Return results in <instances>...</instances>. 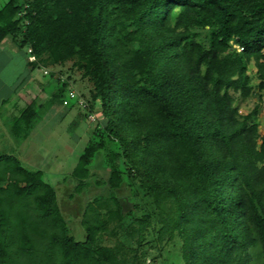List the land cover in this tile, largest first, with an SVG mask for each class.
Segmentation results:
<instances>
[{"label":"trees","instance_id":"1","mask_svg":"<svg viewBox=\"0 0 264 264\" xmlns=\"http://www.w3.org/2000/svg\"><path fill=\"white\" fill-rule=\"evenodd\" d=\"M5 38L92 86L84 102L58 80L9 118L15 139L57 102L100 116L60 182L78 216L42 170L0 153V264H144L164 243L180 244L167 264H252L254 245L264 264L260 104H235L262 100L264 0H6Z\"/></svg>","mask_w":264,"mask_h":264},{"label":"rangeland","instance_id":"2","mask_svg":"<svg viewBox=\"0 0 264 264\" xmlns=\"http://www.w3.org/2000/svg\"><path fill=\"white\" fill-rule=\"evenodd\" d=\"M4 1L0 0V7ZM28 61L26 47H19L11 38L0 42V153L17 156L29 169L42 170L47 182L60 191L62 211L78 216L81 211L80 199H68L65 189L70 191L71 188H65L60 182L74 168L90 135L89 123L93 122L96 115L88 116L87 120L78 116L81 119L75 120L78 108H69L57 102L46 108L29 136L22 141L11 134L9 118L17 116L32 99L46 102L49 93L58 86V80L66 81V90L74 92L84 102L90 98L92 86L87 78H82L80 71L72 67L70 60L63 64L46 65L40 62L35 67H31ZM255 70L251 63L248 73L254 87L258 82L254 76ZM261 97L262 100H258L255 92L248 98L238 99L235 104L246 113L259 102L257 121L259 131L264 133V91ZM103 238L105 245L114 244L111 236L104 235ZM163 247L165 252L160 255L156 248L149 249L144 264H167L177 259L175 253L180 244L176 249L170 243H164ZM250 251L253 255L252 264H259L261 257L258 246H252Z\"/></svg>","mask_w":264,"mask_h":264},{"label":"built area","instance_id":"3","mask_svg":"<svg viewBox=\"0 0 264 264\" xmlns=\"http://www.w3.org/2000/svg\"><path fill=\"white\" fill-rule=\"evenodd\" d=\"M236 47L238 49H241V47H239L238 45H236ZM26 51H27V54H28V60L31 61V62L36 61V56L33 53H31L30 48H27ZM69 94H70V96L75 95V93L72 92V91H70ZM63 104H65V101L63 102Z\"/></svg>","mask_w":264,"mask_h":264},{"label":"crops","instance_id":"4","mask_svg":"<svg viewBox=\"0 0 264 264\" xmlns=\"http://www.w3.org/2000/svg\"><path fill=\"white\" fill-rule=\"evenodd\" d=\"M5 1H6V0H5ZM5 1H4V2H5Z\"/></svg>","mask_w":264,"mask_h":264}]
</instances>
